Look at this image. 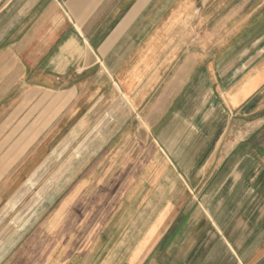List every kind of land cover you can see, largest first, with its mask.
Instances as JSON below:
<instances>
[{
    "label": "crops",
    "instance_id": "0c3cea01",
    "mask_svg": "<svg viewBox=\"0 0 264 264\" xmlns=\"http://www.w3.org/2000/svg\"><path fill=\"white\" fill-rule=\"evenodd\" d=\"M211 1L0 0V264H264V0Z\"/></svg>",
    "mask_w": 264,
    "mask_h": 264
},
{
    "label": "rangeland",
    "instance_id": "374dc122",
    "mask_svg": "<svg viewBox=\"0 0 264 264\" xmlns=\"http://www.w3.org/2000/svg\"><path fill=\"white\" fill-rule=\"evenodd\" d=\"M212 1H215V0H212ZM212 1H211V2H212ZM217 1H218V2L221 1V2H219V3H223L224 0H217ZM211 2H210V3H211ZM218 2H214V5H216ZM258 4H259V3H258ZM259 5H260V4H259ZM210 15H211V14H210ZM215 15H216V14H214V16H215ZM129 147H130V149L136 148V146H135V142H130V143H129ZM133 159H134V158H130V160H133Z\"/></svg>",
    "mask_w": 264,
    "mask_h": 264
}]
</instances>
